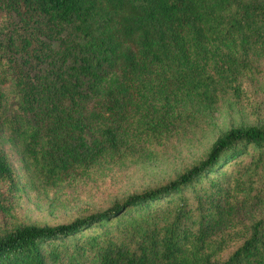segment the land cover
<instances>
[{
	"label": "trees",
	"instance_id": "16d2710c",
	"mask_svg": "<svg viewBox=\"0 0 264 264\" xmlns=\"http://www.w3.org/2000/svg\"><path fill=\"white\" fill-rule=\"evenodd\" d=\"M13 1L73 32L33 109L40 122L24 129L32 181L58 184L118 157L133 114L148 137L166 138L195 120L192 104L215 99L218 84L236 94L244 76L264 79V0ZM0 124L10 129L1 110ZM263 168L264 128L230 129L165 185L86 217L0 231V264H264V219L234 238L214 235L229 221L227 185ZM0 181L7 196L19 190L1 148Z\"/></svg>",
	"mask_w": 264,
	"mask_h": 264
},
{
	"label": "rangeland",
	"instance_id": "374dc122",
	"mask_svg": "<svg viewBox=\"0 0 264 264\" xmlns=\"http://www.w3.org/2000/svg\"><path fill=\"white\" fill-rule=\"evenodd\" d=\"M72 35L71 29L59 32L18 2L0 0V110L3 121L11 124L10 129L0 124V148L19 184V190L7 196L8 190L0 181V231L24 225L53 226L100 213L175 179L203 160L216 138L228 130L264 128V79L244 76L236 94L218 84L215 99L209 97L201 104L195 100V120L164 133L166 138L148 137L138 115L133 114L130 122L136 129L134 136L118 157L112 156L91 171L75 173L58 184H45L41 178L32 181L35 174H30L23 152L24 129L40 122L33 109L45 103L63 66L61 42H69ZM260 61L264 63V58ZM207 72L217 70L214 67ZM249 175L246 172L239 182L227 185L229 196L221 205L224 212L228 211L229 221L215 229L216 239L225 233L234 238L235 230L264 219V168ZM189 198L192 200L191 194ZM237 246L230 244L222 258Z\"/></svg>",
	"mask_w": 264,
	"mask_h": 264
}]
</instances>
